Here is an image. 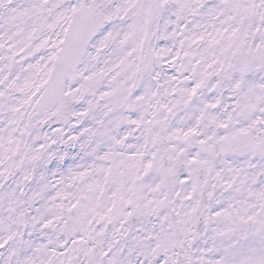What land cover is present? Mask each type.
I'll return each instance as SVG.
<instances>
[{"label": "snow or ice", "instance_id": "obj_1", "mask_svg": "<svg viewBox=\"0 0 264 264\" xmlns=\"http://www.w3.org/2000/svg\"><path fill=\"white\" fill-rule=\"evenodd\" d=\"M0 264H264V0H0Z\"/></svg>", "mask_w": 264, "mask_h": 264}]
</instances>
